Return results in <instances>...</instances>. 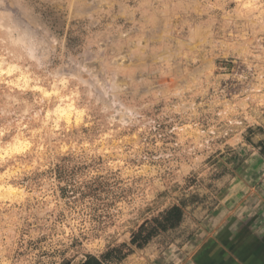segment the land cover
Returning <instances> with one entry per match:
<instances>
[{
	"label": "rangeland",
	"instance_id": "1",
	"mask_svg": "<svg viewBox=\"0 0 264 264\" xmlns=\"http://www.w3.org/2000/svg\"><path fill=\"white\" fill-rule=\"evenodd\" d=\"M261 142L264 0H0V264L175 262L264 214Z\"/></svg>",
	"mask_w": 264,
	"mask_h": 264
},
{
	"label": "crops",
	"instance_id": "2",
	"mask_svg": "<svg viewBox=\"0 0 264 264\" xmlns=\"http://www.w3.org/2000/svg\"><path fill=\"white\" fill-rule=\"evenodd\" d=\"M221 220L217 225L203 226L187 242L185 256L170 264H264V214Z\"/></svg>",
	"mask_w": 264,
	"mask_h": 264
},
{
	"label": "trees",
	"instance_id": "3",
	"mask_svg": "<svg viewBox=\"0 0 264 264\" xmlns=\"http://www.w3.org/2000/svg\"><path fill=\"white\" fill-rule=\"evenodd\" d=\"M260 154L264 158V142L258 146ZM184 219V207L175 206L163 213L159 218H156L151 225L142 227L132 239V244L138 249L147 245L157 234L161 232H168L178 228ZM108 254L105 258L109 257ZM106 259L98 260L94 256H89L83 264H105ZM67 264V263H66Z\"/></svg>",
	"mask_w": 264,
	"mask_h": 264
},
{
	"label": "bare ground",
	"instance_id": "4",
	"mask_svg": "<svg viewBox=\"0 0 264 264\" xmlns=\"http://www.w3.org/2000/svg\"><path fill=\"white\" fill-rule=\"evenodd\" d=\"M254 164H256L257 165V163L255 162Z\"/></svg>",
	"mask_w": 264,
	"mask_h": 264
}]
</instances>
